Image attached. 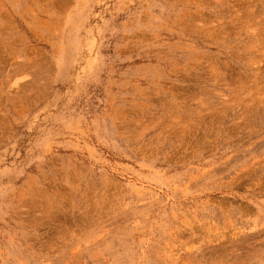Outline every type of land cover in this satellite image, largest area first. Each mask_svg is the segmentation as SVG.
<instances>
[{
    "label": "rangeland",
    "instance_id": "374dc122",
    "mask_svg": "<svg viewBox=\"0 0 264 264\" xmlns=\"http://www.w3.org/2000/svg\"><path fill=\"white\" fill-rule=\"evenodd\" d=\"M0 264H264V0H0Z\"/></svg>",
    "mask_w": 264,
    "mask_h": 264
}]
</instances>
